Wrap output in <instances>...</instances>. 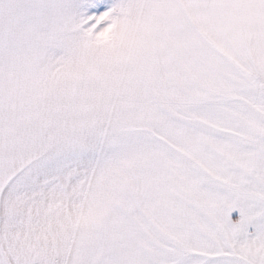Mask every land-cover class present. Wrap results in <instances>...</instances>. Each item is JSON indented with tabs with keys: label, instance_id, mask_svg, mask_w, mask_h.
<instances>
[{
	"label": "snow or ice",
	"instance_id": "6c2138e0",
	"mask_svg": "<svg viewBox=\"0 0 264 264\" xmlns=\"http://www.w3.org/2000/svg\"><path fill=\"white\" fill-rule=\"evenodd\" d=\"M0 264H264V0H0Z\"/></svg>",
	"mask_w": 264,
	"mask_h": 264
}]
</instances>
